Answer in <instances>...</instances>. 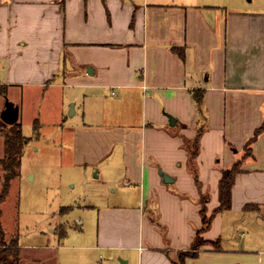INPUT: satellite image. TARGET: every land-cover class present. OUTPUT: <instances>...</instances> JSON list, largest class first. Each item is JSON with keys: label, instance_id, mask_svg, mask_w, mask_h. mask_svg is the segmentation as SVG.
I'll use <instances>...</instances> for the list:
<instances>
[{"label": "crops", "instance_id": "obj_1", "mask_svg": "<svg viewBox=\"0 0 264 264\" xmlns=\"http://www.w3.org/2000/svg\"><path fill=\"white\" fill-rule=\"evenodd\" d=\"M5 103L18 115L0 126L28 138L20 166L53 130L84 183L100 177L113 194L83 204L97 211L77 225L92 230L75 234L38 220L28 233L17 210L3 231L17 264H264L259 232L219 243L225 218L264 224V0H0V112ZM235 163L230 205L216 212L219 178Z\"/></svg>", "mask_w": 264, "mask_h": 264}, {"label": "rangeland", "instance_id": "obj_2", "mask_svg": "<svg viewBox=\"0 0 264 264\" xmlns=\"http://www.w3.org/2000/svg\"><path fill=\"white\" fill-rule=\"evenodd\" d=\"M202 1L220 3L221 8L231 5V3L255 5L259 2V0ZM111 94H114L113 91ZM54 107L55 106H53V108ZM45 109L51 112L53 118L56 120L58 110H52L49 106ZM70 110L71 108L68 109V114L71 113ZM69 120H71V118ZM177 128V126L170 128L174 131L173 134H176L175 132L177 131ZM52 131L53 130H46L48 133L47 138H44L41 142L36 144L29 143V145L24 148L23 156L21 158L20 177L13 179L8 194L0 199V245H3L0 246L1 248L9 245L10 241L5 240L7 236L3 234V231L5 233L9 231L12 232L17 210V221L21 216L22 222L24 221V226L25 223L27 224L26 231L28 233L33 227H36L34 226L35 220H38V228H46V224H51L50 226L52 227H56L57 224H62L67 232L75 234L80 232L82 227L88 231L92 230L90 226H85L88 225L91 214H94V212L96 213L97 210H91L90 212L84 208L83 204L92 201L94 198H97V201H99L98 203H102L104 200L102 191L104 192V190H106L109 196H113L111 193L112 187L107 189L105 184L99 182L100 177L91 179L93 183H84L85 172L83 168L80 166H74L72 161L68 160L67 155L70 153V150L66 148L67 136L62 138V145L58 142L60 137H54L51 134ZM195 139V137L184 139L190 157H193L192 152L195 151ZM35 146L38 148L35 149ZM189 163H192L194 166L197 165L196 161H190ZM193 173L196 174V171ZM92 175H95L94 171ZM117 183L118 182H116L114 186L117 187ZM4 187L5 181L3 180V172L0 169V194L3 193ZM39 188L43 191L41 195ZM92 192L95 195H90ZM97 193H99L98 196L96 195ZM199 193L198 197L201 198L199 199V202L205 206V201L208 200H203L202 198H209V188L205 190L199 189ZM205 215H207V213L206 211H203L202 217ZM83 217L86 219L85 226L77 225V219ZM234 218L235 221L238 222L235 225L231 223L230 219L225 218L223 220V231L221 234H224L225 237H222L219 240L220 245L227 246L231 245L232 241L235 242L253 237V231L264 235V224L259 223L256 219H252L249 224H243L240 221L239 213H237ZM49 221L51 222L49 223ZM24 226L22 223L20 229H24ZM201 230V228L198 229L199 234L196 239L198 243L204 240L201 236ZM21 232L22 231L20 230V233ZM58 232L59 229H57V233ZM3 240H5V242H3Z\"/></svg>", "mask_w": 264, "mask_h": 264}, {"label": "trees", "instance_id": "obj_3", "mask_svg": "<svg viewBox=\"0 0 264 264\" xmlns=\"http://www.w3.org/2000/svg\"><path fill=\"white\" fill-rule=\"evenodd\" d=\"M264 124L257 128L256 134L262 131ZM13 130V131H12ZM10 133H7L0 126V133L4 136L6 155L4 159L0 160L5 171V187L3 193L0 194V198L7 190L10 179L16 177L20 173V157L22 155V149L24 144L28 141V138L23 136L20 131L19 125L16 123ZM253 139V138H252ZM250 139V141L252 140ZM238 164L235 163L228 169L222 171L218 182V205L215 211H219L228 208L230 205V188L233 183L234 174L238 169ZM248 206H246L247 208ZM211 216L202 217V230H204L210 221ZM203 241V240H202ZM200 241V242H202ZM3 246V245H0ZM5 246V245H4ZM17 243L15 240H11L10 244L6 247H0V264H17Z\"/></svg>", "mask_w": 264, "mask_h": 264}, {"label": "water", "instance_id": "obj_4", "mask_svg": "<svg viewBox=\"0 0 264 264\" xmlns=\"http://www.w3.org/2000/svg\"><path fill=\"white\" fill-rule=\"evenodd\" d=\"M72 107V105H71ZM18 115V107L13 105L12 103H5L4 109L0 112V122L3 123H13L16 121ZM170 123L174 122V118L168 115ZM160 176L162 177V181L165 183L171 182L174 178L167 173L163 172L160 168L158 169Z\"/></svg>", "mask_w": 264, "mask_h": 264}]
</instances>
